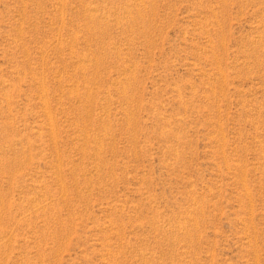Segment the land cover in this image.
<instances>
[{
    "label": "rangeland",
    "instance_id": "rangeland-1",
    "mask_svg": "<svg viewBox=\"0 0 264 264\" xmlns=\"http://www.w3.org/2000/svg\"><path fill=\"white\" fill-rule=\"evenodd\" d=\"M0 264H264V0H0Z\"/></svg>",
    "mask_w": 264,
    "mask_h": 264
}]
</instances>
